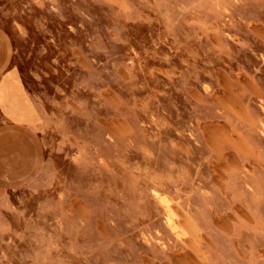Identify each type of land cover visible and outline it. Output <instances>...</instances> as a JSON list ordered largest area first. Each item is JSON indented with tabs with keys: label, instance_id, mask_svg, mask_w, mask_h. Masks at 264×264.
Returning <instances> with one entry per match:
<instances>
[{
	"label": "rangeland",
	"instance_id": "obj_1",
	"mask_svg": "<svg viewBox=\"0 0 264 264\" xmlns=\"http://www.w3.org/2000/svg\"><path fill=\"white\" fill-rule=\"evenodd\" d=\"M42 111L0 195V264H264V0H0Z\"/></svg>",
	"mask_w": 264,
	"mask_h": 264
},
{
	"label": "crops",
	"instance_id": "obj_2",
	"mask_svg": "<svg viewBox=\"0 0 264 264\" xmlns=\"http://www.w3.org/2000/svg\"><path fill=\"white\" fill-rule=\"evenodd\" d=\"M41 119L42 111L13 64L12 41L0 27V195L37 175L44 153Z\"/></svg>",
	"mask_w": 264,
	"mask_h": 264
}]
</instances>
